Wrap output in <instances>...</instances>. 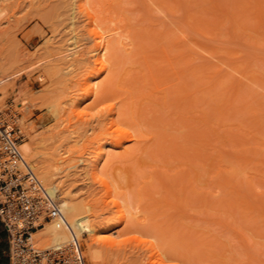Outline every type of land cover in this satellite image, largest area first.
I'll return each instance as SVG.
<instances>
[{"label":"rangeland","instance_id":"obj_1","mask_svg":"<svg viewBox=\"0 0 264 264\" xmlns=\"http://www.w3.org/2000/svg\"><path fill=\"white\" fill-rule=\"evenodd\" d=\"M71 1L0 0V77L6 78L1 84L5 92L0 91L2 115L11 114L17 119L24 132L22 142L34 135L46 137L50 144L46 150L61 157L57 164L60 175L68 173L62 176L64 187L75 199L89 201L100 210L108 200L105 188L86 172L101 150L105 106L112 96L124 97L130 89L141 101L138 126L153 136L156 154L152 157L145 153V160L137 168L135 158L123 157L121 148L105 143L99 167L105 159H112L114 173L129 182L141 180L139 170L148 173L157 169L161 181L167 183L166 191L153 176L154 185L147 186L151 195L137 201L142 214H146L137 226L157 231L165 243L188 253L198 264H264V38L253 37V33L264 36V28L257 27L256 13L261 8L256 10V0H241L244 9L237 3L244 11L236 19L242 25L236 32L237 22L233 23L232 18L237 10L231 7L237 6V0H119L111 15L117 21L125 17L131 45L115 53L113 72L96 77L98 85L106 84L105 99L101 101L95 96L85 98L79 85L95 65L90 61L79 68L74 55L78 57L93 44L85 36L95 27V15L99 14V22L102 13L94 12L88 18L86 9L81 12ZM146 1L151 5L149 10ZM218 2L223 9L214 8ZM194 24L205 33L197 32ZM246 27L252 37L244 30ZM239 29L245 36L239 35ZM162 45L176 60L188 53L192 59L179 81L166 80L163 92L153 93V80L141 72L145 65L133 63L131 57L145 53L160 58ZM197 65H201L200 73L190 71ZM124 68L128 72L121 75ZM253 72L257 78H247ZM109 76L112 79L107 81ZM195 76L201 77L199 81ZM188 90L194 91L191 98L195 102L189 99ZM73 97H81L75 106L70 104ZM78 111L83 112L81 116ZM126 145L131 147L133 143ZM182 183L187 185L190 204L181 214L174 205L182 197ZM192 187L194 192H190ZM165 196L170 198L168 204ZM101 216L100 220L112 223L117 212L110 210ZM154 223L160 231L151 227ZM125 226L123 223L117 229ZM89 238L78 237L87 264H92L87 251ZM131 242L124 249L101 244L95 247L107 264L146 261L149 252L143 253L141 245Z\"/></svg>","mask_w":264,"mask_h":264},{"label":"bare ground","instance_id":"obj_2","mask_svg":"<svg viewBox=\"0 0 264 264\" xmlns=\"http://www.w3.org/2000/svg\"><path fill=\"white\" fill-rule=\"evenodd\" d=\"M244 1L245 3H247V0ZM71 2L70 4L72 5L76 3L80 11L86 9L88 18H90L92 15L94 16L96 12L102 13L101 14L102 16L99 17L100 19H98L99 22H96L99 14L95 15L96 16L95 27L90 28L88 35L85 36V38L88 39L89 41L90 40L94 41L92 44L93 46L92 45L90 47L87 46L86 49H83V51L80 52L78 57L74 55L75 57L74 62H76L79 65V68L86 67L90 61L95 65L94 69L87 76L84 77L83 81L80 82L79 85L83 90V94L85 98L95 96L97 101H101L102 99H105L106 84L103 83L101 85H98L95 79L96 77L99 76V74H102L105 71H110V73L113 72L114 70L113 59L115 53L118 50L122 48H126L128 45H131L130 31L127 29V22L124 21L125 20L124 16H122L117 21L111 15L112 12H114L113 5L115 3L118 4L119 0H73ZM238 2L240 6L237 4ZM218 4L220 3L219 2L217 4L214 3V6L217 5L214 8L217 9L221 6ZM235 4L237 6L234 5L233 7H231L234 8V10H237V12L235 11L233 16L234 18L236 15V18L234 19L232 18L233 23L237 22L236 20L237 17L238 19L239 17H242V15L240 14L241 12L244 11L243 6L245 5L244 2L241 0H237ZM256 4L257 6L255 5V7L256 8L258 7V9H256L257 11L261 8L259 13L258 14L256 13V15H258V18L257 16L255 17L258 19L257 27H261L262 29L264 28V8H262L264 7L262 6L264 5V0H256ZM145 5L146 8L148 7L147 9L149 10L150 9L149 7L151 6L150 3L146 1ZM246 5L249 6L250 4H246ZM238 6L243 9H240ZM248 6L245 7V9L248 8ZM226 7L224 10V15L226 12H228L226 11L228 10L226 9ZM87 8L89 9L87 10ZM94 12L95 14H92ZM220 15L221 14H219V16ZM91 22L92 21H90V23ZM238 22L234 24L236 25L234 26L235 28L233 27L235 29V32L237 31L236 28H240L242 26V25L240 26V23ZM248 24H250V22ZM254 26H256V24ZM192 27H195L194 29H196V31L198 30L202 33H205L203 32V30L200 28L199 25L196 27V24H194V26ZM246 29L247 27L244 30ZM235 32L233 31V33ZM247 34L250 35V33L248 32ZM253 34L254 36L253 35L252 36L256 38V40L259 38H264V36L262 37L260 36L262 35L261 33L260 35L258 33L257 36L255 35V33ZM239 35H242L241 32ZM185 36L186 37L184 38L187 40V38L189 37L187 35ZM252 36L250 35V37ZM184 38L183 40L185 41ZM178 42L179 41H177V44ZM159 52L163 55L160 58L145 53L142 54L141 57L140 56L134 58L131 57V61L133 63H142L145 65V68L144 69L142 68L141 72H143L142 75L147 74L153 80L154 83L153 93L163 92V90L166 88V86H164L166 80L168 81L170 79L171 80L176 79L179 81L182 78V76L185 74V70L188 67H190L189 65L192 59L189 57L191 55L188 53L185 55L180 54L181 55L180 59L176 60L174 57H171L169 55L166 47L163 45L160 47ZM180 63H184V66L178 65ZM2 68L3 65H0V71ZM200 68L201 65L192 66L190 68V71L197 73L199 71H202V69ZM234 70L240 72L238 67H234ZM127 72L128 70L124 68L122 69L121 75L126 74ZM215 72L217 71L215 70ZM245 75L246 73H243V76ZM256 75L257 74L253 72L247 74L246 76L247 78L250 77V79H252V77L257 78ZM259 76L260 75H258V78ZM136 78L138 77L136 76ZM199 78L201 77L199 76L197 77V79L196 78L195 79L198 80ZM107 79H108L107 81H110L112 79V76L107 77ZM121 80L122 79L120 76V79L117 82V87L119 86ZM5 81L6 78L0 77V91L2 92H5V87L1 86V84H3ZM213 82L215 83V80H213ZM230 83L233 85L232 82ZM176 89L179 90V86H177ZM188 92H189L188 96L191 102L193 101L195 102L194 98H191L194 91L188 90ZM136 96L137 94H134L133 91H131L130 89L126 90V96L124 97H121L119 95L112 96L111 102L107 105V107L105 106L104 108L105 115L101 113V115L105 116V120H106L103 127L104 134L99 137V140L101 142L100 143L101 150L97 152V155L93 159V162L89 164L90 168L87 169L86 172L91 176L92 180L95 183H98L99 185L105 188V196L108 198V200L103 202L104 206L100 208V210L94 209L95 206L91 204L89 201L79 200V199L77 200L71 196L69 190H67L64 187V180L62 179V176L64 175L68 176V173L64 175H60L61 171L57 167V164L59 163L61 157H55L54 153H49L46 150L50 147V144L47 141L46 137L36 136V135L30 136V134L27 133L31 138L28 137L30 138L29 140L23 141L20 144V150L24 157L27 156L30 159L31 162L30 164L33 166L36 175L38 176L39 179H40L39 175H41L42 180L41 179L40 180L44 184V186L50 192H52V194H55L57 196L58 201L60 203V207L66 218V223L68 225L67 227L66 226L57 227V225L54 222H50V221L45 222L44 226L31 232V235L28 239L31 244L44 246V247L56 245L68 241L70 239V234L72 232L75 233L77 237L87 236V235L90 236V238L88 239V243L87 242L86 243L88 244L87 251H89V259L92 261V264H107L106 260L102 259L99 249L95 247L96 244H101L109 248L122 247V249H124V247L127 244H129L131 241L137 242L139 246L141 245L142 247L140 246V248H142V250L144 249L142 251L143 253L144 252L146 253V251L149 252V255L147 256V260L141 262L140 264H198L197 261L194 260L188 253L179 250L170 243H165L162 240V236L159 235L157 231H154L149 228H140L137 226V224L141 222V219L146 217V214H142V209L140 207V204L137 203V201L140 200V198H142L144 195H151L150 187L147 188V186L148 184L151 185V187L154 185L153 176L157 177V179L161 181V177L157 174L158 173L157 169H153L148 173L139 170L138 173L139 176H141V180L138 182L137 181L129 182L128 178L125 177V181H123L114 173L113 171L114 160L107 158L105 159L104 162L105 164L103 165V167H99L101 160L104 159L105 152L104 150H102V147L104 146L105 143L111 144L114 148H121L123 150V154H122L123 157H128L129 159L135 158L134 161L136 163L137 168L138 166L142 165L141 160H145L144 158L145 153H147L148 156L150 155L152 157H154V155L156 154L155 150L152 147L153 136L149 133L144 132L138 126L139 121L136 119L139 114L141 101L136 100ZM80 98L78 99L75 97L71 98L70 104H72L73 106L77 105L79 103ZM179 100L180 98H177V101ZM217 110H219V108H217ZM82 113H80V111L77 112L79 116H81ZM64 128L67 129L65 126ZM56 136L60 137V135H56ZM129 142L133 143L131 147H127L126 145ZM80 156L81 155H76V157H80ZM166 175L167 177H169V174L167 172ZM188 175H187V180L190 185L191 181L190 179H188ZM183 178L184 177H182V179ZM160 184L161 187L166 188V191L168 190L167 183L165 181L164 182L161 181ZM131 186H134V188L131 189ZM186 186L187 185H184V183L181 184L179 192L181 193L182 197L177 198L178 203L174 205L175 207L177 206V208L178 207L180 208L181 214L183 213V210H185L190 204L189 197L186 194L188 193L186 192L187 190ZM248 187H250V185ZM190 190H192L190 192H194L195 187L194 190L193 187ZM238 192L240 193L239 190ZM237 194L238 193L236 192V195ZM172 195L176 196L175 193H173ZM203 197L202 199L205 200ZM169 199L170 198L166 197L165 199L166 204H168V202L170 201ZM245 200H247V198ZM242 201H244V199H242ZM170 205L173 206L172 204ZM248 207L251 208V205H247V208ZM110 210L117 212L116 219L112 223H107L104 220L103 221L100 220V218H102L101 215L104 214L106 211H110ZM123 223H126L125 228L121 230L117 229ZM151 227H156L157 230L160 231V227L156 223H154ZM105 232H109V234L107 233L105 234ZM237 232L239 233V231ZM239 234L243 240L245 239L244 241L247 240L244 236V233L241 232V230ZM117 250L118 249H116V251ZM221 261H225V260L222 259Z\"/></svg>","mask_w":264,"mask_h":264},{"label":"built area","instance_id":"obj_3","mask_svg":"<svg viewBox=\"0 0 264 264\" xmlns=\"http://www.w3.org/2000/svg\"><path fill=\"white\" fill-rule=\"evenodd\" d=\"M16 122L13 115L0 112V220L10 236V264H87L75 233L48 247L29 242L31 232L45 222L68 225L57 196L23 156L24 132Z\"/></svg>","mask_w":264,"mask_h":264},{"label":"crops","instance_id":"obj_4","mask_svg":"<svg viewBox=\"0 0 264 264\" xmlns=\"http://www.w3.org/2000/svg\"><path fill=\"white\" fill-rule=\"evenodd\" d=\"M0 264H10V236L0 220Z\"/></svg>","mask_w":264,"mask_h":264}]
</instances>
